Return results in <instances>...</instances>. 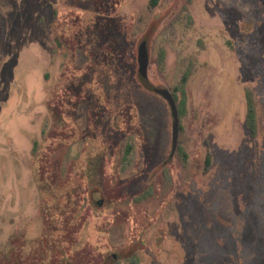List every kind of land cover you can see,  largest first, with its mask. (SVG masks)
<instances>
[{
    "label": "rangeland",
    "instance_id": "374dc122",
    "mask_svg": "<svg viewBox=\"0 0 264 264\" xmlns=\"http://www.w3.org/2000/svg\"><path fill=\"white\" fill-rule=\"evenodd\" d=\"M0 264H264V0H0Z\"/></svg>",
    "mask_w": 264,
    "mask_h": 264
},
{
    "label": "water",
    "instance_id": "95a60500",
    "mask_svg": "<svg viewBox=\"0 0 264 264\" xmlns=\"http://www.w3.org/2000/svg\"><path fill=\"white\" fill-rule=\"evenodd\" d=\"M149 54L146 51H141L139 57V70L138 79L141 85L149 92L155 93L163 97L169 104L173 118V137H172V150L169 157V161H172L178 147L179 133H180V120L179 111L176 101L170 91L164 88L157 87L149 79L148 68H149Z\"/></svg>",
    "mask_w": 264,
    "mask_h": 264
},
{
    "label": "trees",
    "instance_id": "16d2710c",
    "mask_svg": "<svg viewBox=\"0 0 264 264\" xmlns=\"http://www.w3.org/2000/svg\"><path fill=\"white\" fill-rule=\"evenodd\" d=\"M159 1L160 0H152V2L155 5L158 4ZM188 77H189V75L187 73H185L182 76L180 85L177 88L178 90H180L182 92V95H183V99L178 106L179 116H183L186 112V85L188 83ZM174 98H176V97H174ZM246 101H247L246 123L250 129L251 134L255 135L257 133V129H258V116H257L255 98H254L252 91H247ZM36 146L37 145L35 144V149H36ZM209 160L210 159L207 158V164H209Z\"/></svg>",
    "mask_w": 264,
    "mask_h": 264
}]
</instances>
